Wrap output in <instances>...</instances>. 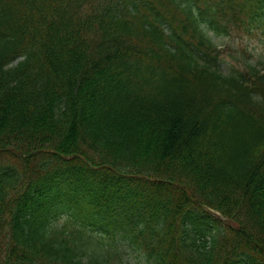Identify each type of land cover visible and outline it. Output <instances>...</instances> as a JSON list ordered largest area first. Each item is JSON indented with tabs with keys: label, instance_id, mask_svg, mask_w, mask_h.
Segmentation results:
<instances>
[{
	"label": "trees",
	"instance_id": "trees-1",
	"mask_svg": "<svg viewBox=\"0 0 264 264\" xmlns=\"http://www.w3.org/2000/svg\"><path fill=\"white\" fill-rule=\"evenodd\" d=\"M246 37L264 0H0V264H264Z\"/></svg>",
	"mask_w": 264,
	"mask_h": 264
},
{
	"label": "rangeland",
	"instance_id": "rangeland-1",
	"mask_svg": "<svg viewBox=\"0 0 264 264\" xmlns=\"http://www.w3.org/2000/svg\"><path fill=\"white\" fill-rule=\"evenodd\" d=\"M216 42L220 45V46H227V45H237L238 46H247L249 49H253L256 48L257 49V53H261L264 52V42L262 40H257V39H252V40H244L242 42L237 43L236 41H232L228 38H219L216 40Z\"/></svg>",
	"mask_w": 264,
	"mask_h": 264
}]
</instances>
